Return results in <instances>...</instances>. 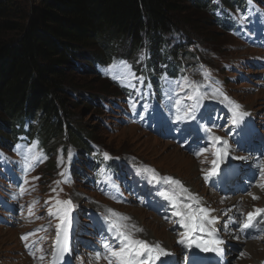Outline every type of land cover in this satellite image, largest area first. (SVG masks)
<instances>
[{"label":"trees","instance_id":"1","mask_svg":"<svg viewBox=\"0 0 264 264\" xmlns=\"http://www.w3.org/2000/svg\"><path fill=\"white\" fill-rule=\"evenodd\" d=\"M237 1L219 3L231 9ZM214 7L212 0H0V147L29 134L49 153L66 140L80 151L89 150L86 134L80 136L70 124L78 107L102 111L99 99L110 90L121 94L94 72L93 62L121 58L119 53L133 59L148 43L145 69L170 66L160 59L159 49L169 43L165 38L181 31L188 44L193 38L201 44L207 37L197 35V26L217 27L209 14ZM189 12L194 14L185 17ZM82 65L101 81V89L74 76L83 75Z\"/></svg>","mask_w":264,"mask_h":264},{"label":"rangeland","instance_id":"2","mask_svg":"<svg viewBox=\"0 0 264 264\" xmlns=\"http://www.w3.org/2000/svg\"><path fill=\"white\" fill-rule=\"evenodd\" d=\"M251 2L252 0L246 1L245 6L242 8L237 6L232 7L229 11H226L227 13L224 14V18L233 22V26L237 30H241L240 39L243 36H249L251 45L257 48L252 46L244 47L241 41H238L229 32H223L218 27L211 26L210 23H200L197 26V35L200 38L207 37L201 44L196 43L194 41L195 38L191 39L192 42L188 44L186 35L181 31L170 33L166 38L171 41V44L172 42L178 43L181 41L185 47L183 51L191 56H198L196 58L198 61L196 65L191 66L195 62L186 58L185 72L180 73L177 79L171 80L172 83H168V81L165 83L166 80H164V84L170 85V87L171 85L173 87L179 86L186 93L190 92L192 88L200 87L204 90V98L213 100L214 93L219 88L217 81L212 79L213 73L217 78L229 77L232 74H229L225 70L226 64H236V62L240 61L245 62L249 66L243 69V73L248 80L238 84H228V87L232 95L244 105L245 110L257 114V121L263 123L264 86L261 88L257 87L256 85L259 82L255 80L257 78H254L258 74L254 57L259 56L260 58L261 56V59L264 61V52H259L262 51L259 50V47L262 48V41L260 40L254 43V39L251 40L250 32H246L245 30H261L259 35L264 36V19L260 20V15H263L264 12V0L260 2L254 1V3ZM214 4L216 6L218 3ZM190 14L193 15L194 13H186L185 17L190 16ZM251 21L259 22L257 26H253ZM182 31L186 33L187 30L183 29ZM188 33L191 34L192 32L189 31ZM190 34L189 36H191ZM125 46L126 50H128L129 46L127 43ZM146 54L144 52L138 54V61L142 60ZM178 56L181 59L179 53ZM169 58H172V55ZM187 63L189 64L188 67ZM82 67L83 75L79 77L76 74L74 76L79 78L81 83L89 85L91 89H101V81H96L91 75V72H89L88 67L85 65H82ZM208 70H210V76ZM136 74L137 72L132 70L129 65L115 62L104 71L103 78L106 81H108L107 79L117 80L122 86H129L128 88L131 89L135 88V98H142L146 96L145 85L143 83V77L141 75L136 76ZM107 95L103 99L104 105H107L109 102L111 103L115 98H119L121 101L124 99L122 96H116L113 90H110ZM183 105L187 106V103H183ZM84 106L86 107L85 109L84 107H78V113L70 124L73 126L74 131L77 130L79 132L78 134L80 136L86 134L88 137L87 141H92L96 145L97 149L95 148L94 151L97 157H104L105 154H110L114 158L123 160L128 165H135L136 163L142 164L148 170L150 169L149 171L152 170L151 173L153 175H171L179 179L182 183H186L192 192L201 193L207 200L213 198V195L200 185L198 164L188 156L185 150L179 148V146L173 144L168 139L162 140L159 136L149 134L147 128L139 127V125L137 127L131 126V123L130 126L128 123L122 124V122L116 120L115 113L117 111L112 110L113 108L110 106L108 107L109 109H106L101 104L102 111L95 107L89 109L86 104ZM145 121L148 124L149 121L147 118H145ZM128 131L130 133H127ZM263 143L264 141L261 143L258 142L257 144L263 146ZM62 150V146L58 147L56 155L51 156L49 160L35 141L16 144L10 151L0 150V174L7 171V169L10 170V168L18 170L21 173L23 184L20 186V189L23 202H25L21 208V213H24L20 220L21 226H13L12 228L0 227V264H29L21 255L18 235L24 231H31L32 227L25 223L29 219V214L32 209L33 215L37 218L39 215L44 218L45 212L49 216L55 217L57 221H63L68 218L67 212H63L61 217H56L58 212L52 210L51 203H47L50 198L56 197L55 194H59L58 190L68 192L69 198L74 202L76 208L80 209L83 226H86L88 220L87 209L95 212L102 211L103 203L108 199L105 178L102 177V173H100L99 180L104 185L103 188L99 184L86 185L76 182L71 178L69 171L75 158L74 150L68 148L65 158L62 155ZM175 155L181 156L185 163L181 165L176 164L173 161V159L175 160ZM52 160L55 161L54 167L53 169L47 170V166ZM85 198H89V200H84ZM263 202L264 200L256 205H260L258 207H264ZM220 204L217 201V205ZM251 205L253 204L250 203ZM119 209L130 214L133 221L142 227L144 232L142 233L143 238L146 237L145 239H151L153 242L154 240L157 241L152 238L153 231L163 230L164 233L170 236L171 243L166 244L162 240L158 241L162 242L165 248H171L172 246L176 249L173 245L172 240L174 239L168 230V225L159 217L146 212L134 204L128 207H120ZM135 213L140 214V218L144 216L142 225L140 223L141 220L138 219ZM247 244L243 247L244 250ZM77 253L82 254L79 251ZM253 254L259 259L264 254V247L261 244H257L254 247ZM246 256L247 260L243 264H260L261 262H257L258 259H254L250 255Z\"/></svg>","mask_w":264,"mask_h":264},{"label":"bare ground","instance_id":"3","mask_svg":"<svg viewBox=\"0 0 264 264\" xmlns=\"http://www.w3.org/2000/svg\"><path fill=\"white\" fill-rule=\"evenodd\" d=\"M127 133H130V131H128ZM174 158H175V160L173 159V161L176 163V164H184L185 163V161H183L182 160V158H181V156H178V155H175L174 156ZM183 161V162H182ZM187 162V161H186ZM188 185L189 186H191L189 183H188ZM264 200V199H263ZM263 205H264V202H263ZM248 206L250 207V203H248ZM136 214V216H138V219L139 220H141V225L143 224L142 222H143V217L144 216H141V218H140V214H137V213H135ZM144 233V232H143ZM148 233H150V232H148ZM150 235V234H149ZM148 235V236H149ZM146 238V237H145ZM152 238H154V239H156V240H162V241H164L166 244L168 243V244H170L171 243V239H170V236L169 235H167L166 233H164V231L163 230H159V231H153V237ZM151 240V239H150ZM173 241V240H172ZM257 244L255 243V242H251V243H248L247 244V246H246V249L244 250L245 251V254L246 255H250V256H252L254 259L255 258H257L258 259V257H256L254 254H253V252H254V247L256 246ZM262 260H264V254L261 256V257H259V259H258V261L257 262H259V261H262Z\"/></svg>","mask_w":264,"mask_h":264}]
</instances>
